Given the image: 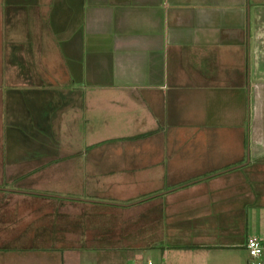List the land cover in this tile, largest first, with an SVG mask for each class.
<instances>
[{
    "label": "crops",
    "instance_id": "obj_1",
    "mask_svg": "<svg viewBox=\"0 0 264 264\" xmlns=\"http://www.w3.org/2000/svg\"><path fill=\"white\" fill-rule=\"evenodd\" d=\"M9 14L16 51L26 45L20 18L42 16L46 35L37 63L11 86ZM56 90L71 106L66 121L90 102L97 120L114 124L106 140L115 145L95 159L49 147L0 158L1 264L64 258L98 231L129 236L120 222L142 217L147 234L127 245L135 258L147 249L162 264H238L242 178L264 159V0H0V125L6 92L38 129L56 114L42 113ZM48 122L35 137L46 145ZM57 170L102 175L91 197L77 198L41 182Z\"/></svg>",
    "mask_w": 264,
    "mask_h": 264
},
{
    "label": "rangeland",
    "instance_id": "obj_2",
    "mask_svg": "<svg viewBox=\"0 0 264 264\" xmlns=\"http://www.w3.org/2000/svg\"><path fill=\"white\" fill-rule=\"evenodd\" d=\"M8 17L9 40L7 39L4 52L5 73L8 74V86H11V84L15 82L17 76L21 74L24 69H28L31 63L33 67L37 63L34 60L35 54H37L36 56H39L38 53L41 54V52H43V46L38 42L40 39L45 38L46 35L45 30H43V20L41 19L42 16H40V19H33V21H30L27 18L24 20L20 18L18 21H20V23L24 22L22 24L24 25V34L26 35V39L24 38L26 45L16 51L17 47L16 45L12 44L10 37L12 31L15 30V26H17L15 14L13 16L12 14H9ZM36 24H40L38 26L39 29L36 28ZM60 38L63 40V37ZM22 53H26V60H22L23 58L20 56ZM32 66L30 68H32ZM65 96L66 94L56 90L54 100L51 98L47 105H45V109H42L44 116H47V113L52 110H54L56 114L54 118L49 119L50 122H48L46 119V121H40V123H42L40 124L39 128L43 126V129H37L34 124L31 123L32 119H27V116L32 118L33 112L30 109L22 111L20 105L17 106L16 102L19 100H17L16 92H6L4 96L5 108L2 109L0 125L1 160L6 159L5 156L7 154H13L14 151L20 150L22 153L21 150H39L40 147L55 148V150L59 153L70 150H79L82 153V159H86V157L83 156L84 152L89 156H92L88 157V159H95V152L97 149H104L106 147L112 149L113 145L115 144H112V141L106 140L107 136L115 135L114 130L111 129L114 125L111 123V120L110 122H103L101 119L97 120L96 108L89 102L87 105V110H85L84 107L82 108V117L75 116L74 119H71V121H66L64 113L71 106L66 103ZM24 107L26 109L27 106ZM71 109H73V107ZM85 111H87L88 117H86ZM39 116L40 115H38L37 118ZM66 116L68 120V115ZM80 118L81 120L78 123ZM44 122H48L49 124L51 123L49 128H53V131H50L53 136H50V142L47 145L45 143L46 141L43 142L42 140L40 141L39 139L37 140L35 138L38 137V132L46 131V125ZM71 124H73L71 126L73 127L72 129H70ZM116 143L118 144L117 141ZM72 159L80 160V157H72ZM63 160V156L57 159L59 162ZM58 168H63V165H60ZM69 172L70 171L61 172L57 170L56 173L52 172L44 174L42 176L41 182L46 184L49 182L48 187H50L52 191L59 192L60 194L72 193L73 195H76L77 198L91 197L92 194H90V192L94 191L96 188V178L102 174L89 171L86 173ZM16 180L17 179L12 180L14 181L12 184L15 183ZM82 191L89 194H83ZM245 191L248 198L247 220L245 219L246 222H243L242 227L236 228L233 233V237L231 238L233 242L238 241L243 245L247 236L264 237V159L255 164L250 169H247L244 178H242L241 194H243ZM147 197H150V195ZM92 218V224L98 223L95 217L92 216ZM124 221L120 223L124 225V230L126 232L128 231L127 234H129V236L120 235L119 237L114 236L105 238V235V237L100 236L99 231H96L98 233L97 236L89 237L87 244L82 243L81 247L78 248H75L76 245L73 244L70 248H67L69 251L64 253V258H62L61 255L57 253L50 255L51 262L48 263L45 258L35 259L32 257L21 258L18 260H11V258H9L10 261H8V264H126L130 259L135 258L133 257L134 251L131 250L133 247H128V243H130L129 245H132V242L135 238H137L136 241H140L141 238L137 237L135 234L136 232L141 234L147 233L146 230L145 232L143 230V225L146 222V219L143 217L137 222L136 220L134 221L128 219ZM130 224L134 225L131 227ZM136 224H140L139 228L138 226H135ZM102 242L107 243L108 246L104 247L101 245ZM140 250H135V253L138 252L140 255H142V257H149L156 263H160L158 261L159 256H155V253L149 252L147 249H145L144 252L143 250L140 252ZM231 250L234 251L235 249ZM234 254L237 258L236 260L238 264H246L248 254L244 246L241 247V250H236ZM180 262L181 261L178 260L177 262H173V264H180ZM1 263L2 259H0V264ZM169 264L171 263L169 262Z\"/></svg>",
    "mask_w": 264,
    "mask_h": 264
},
{
    "label": "built area",
    "instance_id": "obj_3",
    "mask_svg": "<svg viewBox=\"0 0 264 264\" xmlns=\"http://www.w3.org/2000/svg\"><path fill=\"white\" fill-rule=\"evenodd\" d=\"M248 254L246 264H264V237L248 236L244 243ZM126 264H162L156 263L151 258H133Z\"/></svg>",
    "mask_w": 264,
    "mask_h": 264
}]
</instances>
